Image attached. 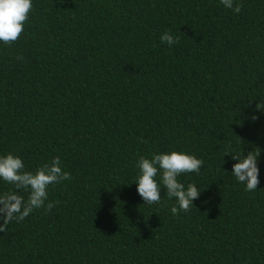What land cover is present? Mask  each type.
<instances>
[{"label": "trees", "instance_id": "obj_1", "mask_svg": "<svg viewBox=\"0 0 264 264\" xmlns=\"http://www.w3.org/2000/svg\"><path fill=\"white\" fill-rule=\"evenodd\" d=\"M236 2L32 0L0 43V156L31 172L59 156L71 179L7 223L0 264H264V0ZM257 147L248 192L232 156ZM171 151L204 161L178 177L201 192L178 216L162 183L152 205L135 184L141 156Z\"/></svg>", "mask_w": 264, "mask_h": 264}, {"label": "clouds", "instance_id": "obj_2", "mask_svg": "<svg viewBox=\"0 0 264 264\" xmlns=\"http://www.w3.org/2000/svg\"><path fill=\"white\" fill-rule=\"evenodd\" d=\"M220 3L235 14H239L243 8V4L236 0H220ZM32 7V0H0V43L11 45L18 41L24 32V25ZM160 41L171 47L179 43V38L166 31L161 35ZM262 109L264 104L258 103L255 111L264 112ZM251 119L255 121L258 117L253 115ZM260 154L261 150L257 147L246 156H232L237 162L233 164L231 174L239 183L245 185V191H256L260 183L257 166ZM203 164L204 161L195 155L178 151L154 153L150 159L141 156L137 162L139 169L135 182L137 193L144 201V205L160 204L162 183L168 198H174L176 201V205L170 210L172 215L187 213L201 192L193 183L185 186L178 177L190 173L199 174ZM70 179L71 174L62 169L59 156L44 163L35 172L26 171L23 160L18 156L11 153L0 156V180L14 185L16 190L11 194L0 196V217L3 218L0 232L6 230L7 223L12 220L21 222L36 209L45 208L50 212L58 202L46 204L49 186ZM20 192L28 193L27 201L19 194Z\"/></svg>", "mask_w": 264, "mask_h": 264}]
</instances>
